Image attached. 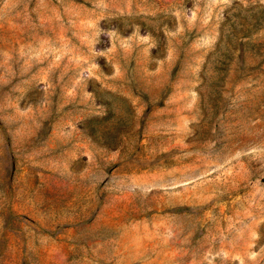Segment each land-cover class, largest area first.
<instances>
[{
	"label": "rangeland",
	"instance_id": "obj_1",
	"mask_svg": "<svg viewBox=\"0 0 264 264\" xmlns=\"http://www.w3.org/2000/svg\"><path fill=\"white\" fill-rule=\"evenodd\" d=\"M0 264H264V0H0Z\"/></svg>",
	"mask_w": 264,
	"mask_h": 264
}]
</instances>
